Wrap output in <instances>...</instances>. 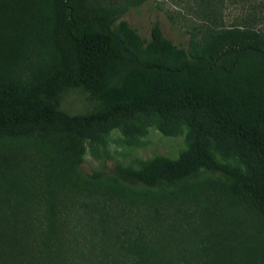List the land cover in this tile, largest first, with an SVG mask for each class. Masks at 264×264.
<instances>
[{
	"label": "trees",
	"instance_id": "16d2710c",
	"mask_svg": "<svg viewBox=\"0 0 264 264\" xmlns=\"http://www.w3.org/2000/svg\"><path fill=\"white\" fill-rule=\"evenodd\" d=\"M145 1L0 0V134L100 141L116 127L142 133V120L165 135L185 127V149L136 175L177 184L207 169L228 184L141 216L82 200L87 264H264L263 16L253 0L226 24V0H206L204 24L183 48L158 22L143 37L123 18ZM30 44L49 59L17 83L9 68ZM37 202L29 158L0 151V264H40Z\"/></svg>",
	"mask_w": 264,
	"mask_h": 264
},
{
	"label": "rangeland",
	"instance_id": "374dc122",
	"mask_svg": "<svg viewBox=\"0 0 264 264\" xmlns=\"http://www.w3.org/2000/svg\"><path fill=\"white\" fill-rule=\"evenodd\" d=\"M253 3L226 0L224 22L237 20ZM255 3L256 11L263 16L258 26L264 28V0ZM206 14V0H146L123 18L143 37H149L152 24L158 22L165 37L188 48ZM48 59L46 47L30 44L9 68L10 74L21 83L34 67ZM141 126L143 132L135 135L113 128L100 141L42 130L16 136L0 134V151L23 153L32 164L37 185L40 264H87L90 248L80 218L82 200L106 199L133 216H141L173 210L186 193L200 188L214 191L212 186L222 189L230 181L222 172L207 169L177 184L143 181L136 175L142 166L155 156L175 158L187 147V140L185 127L175 135H165L152 121L142 120ZM216 157L220 162L233 163L218 153Z\"/></svg>",
	"mask_w": 264,
	"mask_h": 264
}]
</instances>
